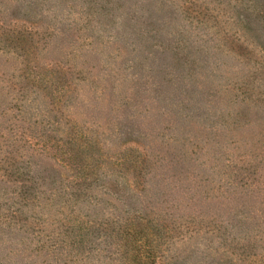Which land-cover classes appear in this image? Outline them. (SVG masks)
Here are the masks:
<instances>
[{"label":"rangeland","instance_id":"obj_1","mask_svg":"<svg viewBox=\"0 0 264 264\" xmlns=\"http://www.w3.org/2000/svg\"><path fill=\"white\" fill-rule=\"evenodd\" d=\"M10 150L0 264H264V0H0Z\"/></svg>","mask_w":264,"mask_h":264},{"label":"trees","instance_id":"obj_2","mask_svg":"<svg viewBox=\"0 0 264 264\" xmlns=\"http://www.w3.org/2000/svg\"><path fill=\"white\" fill-rule=\"evenodd\" d=\"M8 156L6 158V161L4 163L5 166H2V169H0L1 173L0 175H5V176H14L16 178H18L19 182L18 183H13L14 180L9 181L11 184H19V186H17L20 190L18 192V195L20 196L21 200L23 202H27L29 201L30 197H32L33 195V177L30 174V171L26 169V163L25 165H21L22 163H20L22 160L16 155L17 152L16 151H8L7 152ZM56 156V161H58V159H63L61 155H55ZM28 162V161H27ZM83 173V171H82ZM1 177V176H0ZM50 177V176H49ZM3 182V179L0 178V183ZM94 183L93 182H84V183H78V182H72L71 185L67 186L68 192L63 189L62 190V195L64 196V200H63V205H67V204H71V205H76L79 202L80 199V195L82 193H84L86 190H91L93 187ZM112 188H109V186H107V184H103V187H105L106 189H108L109 191H116V188L118 187V182L116 180H113V182H111ZM54 195L56 196H60L61 193L57 192V189H55L53 192ZM0 196L1 199L5 198V193H3L0 190ZM1 207L5 206V205H0ZM1 210V208H0ZM3 211V210H2ZM17 212V210H15ZM15 211L13 213H15ZM68 216L70 217H74V220H77V217L75 215V211L70 210L68 213ZM7 217H12V215L9 214H5L0 212V226H2L3 228H6V231H2L5 233H10L11 232V226L12 223L11 221L8 220ZM136 226H125L126 229H124L125 233L121 236H119L118 234H116V232H109V231H105L100 237H106L104 242L105 244H118L119 242H121L122 240L124 241V243H122V245L125 247L128 244V241L131 242V244L133 245V252H136L133 256L134 259L139 260V257L142 255L143 252L138 251V245L136 244L139 241V238H137V231L135 230ZM52 237V235L50 236H46V238L50 239ZM77 237H80L79 235L77 236H72V243L71 244H75L77 242H81V238L77 240H73ZM99 235L95 236V239L98 238ZM113 239H117L116 241H114ZM137 245V246H136ZM106 247V246H105ZM117 252V250H116ZM126 252L125 248L123 250V253ZM122 253V254H123ZM136 260V264H145V262H141V261H137Z\"/></svg>","mask_w":264,"mask_h":264}]
</instances>
